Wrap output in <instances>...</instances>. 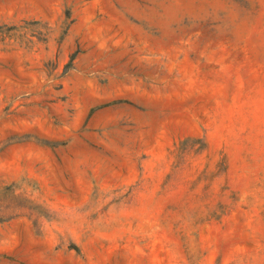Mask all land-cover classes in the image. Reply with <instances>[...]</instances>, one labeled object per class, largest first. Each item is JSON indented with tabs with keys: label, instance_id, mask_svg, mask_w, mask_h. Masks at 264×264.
Returning a JSON list of instances; mask_svg holds the SVG:
<instances>
[{
	"label": "rangeland",
	"instance_id": "1",
	"mask_svg": "<svg viewBox=\"0 0 264 264\" xmlns=\"http://www.w3.org/2000/svg\"><path fill=\"white\" fill-rule=\"evenodd\" d=\"M0 264H264V0H0Z\"/></svg>",
	"mask_w": 264,
	"mask_h": 264
}]
</instances>
